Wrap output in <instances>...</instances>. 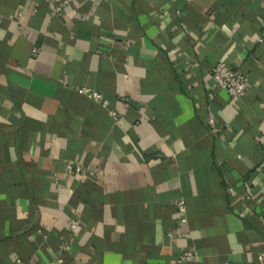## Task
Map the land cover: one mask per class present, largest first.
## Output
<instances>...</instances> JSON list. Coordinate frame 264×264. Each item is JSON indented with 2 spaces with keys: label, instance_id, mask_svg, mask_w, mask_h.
I'll return each mask as SVG.
<instances>
[{
  "label": "crops",
  "instance_id": "0c3cea01",
  "mask_svg": "<svg viewBox=\"0 0 264 264\" xmlns=\"http://www.w3.org/2000/svg\"><path fill=\"white\" fill-rule=\"evenodd\" d=\"M61 2L0 0V264H264V0Z\"/></svg>",
  "mask_w": 264,
  "mask_h": 264
},
{
  "label": "built area",
  "instance_id": "2783aa9c",
  "mask_svg": "<svg viewBox=\"0 0 264 264\" xmlns=\"http://www.w3.org/2000/svg\"><path fill=\"white\" fill-rule=\"evenodd\" d=\"M70 3V0H62L61 3H55L53 5V10L58 11L62 8V4ZM210 74L214 79L215 83L219 85L221 88H224L227 93L232 97L242 96L248 87L247 78L245 73L236 67H233L221 60L217 61L211 68ZM81 92H84L88 96L98 100L103 105L107 104V100L103 97L102 93L99 90L92 89L88 86H81L78 88ZM109 112L112 115H116L117 112L114 109H110ZM208 123L214 127L213 123V115L211 112L208 113L207 116ZM73 169L82 170V165L79 162H69L67 164V170L71 171ZM92 169H87L86 172L92 173ZM176 209L179 212L178 221L184 222L186 221L185 214V203L184 198L179 196L175 199ZM79 220L77 218H73L70 220V227L74 228L77 226ZM167 233H170L169 231ZM190 254L189 250H183L181 254L178 256L177 261L179 264H186L185 257ZM258 259L261 261L263 258V253H259L257 255ZM60 257H56L48 262V264H55L56 261H59Z\"/></svg>",
  "mask_w": 264,
  "mask_h": 264
}]
</instances>
